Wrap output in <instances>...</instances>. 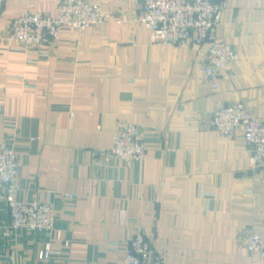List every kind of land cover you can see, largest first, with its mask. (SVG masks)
<instances>
[{"label": "crops", "instance_id": "obj_1", "mask_svg": "<svg viewBox=\"0 0 264 264\" xmlns=\"http://www.w3.org/2000/svg\"><path fill=\"white\" fill-rule=\"evenodd\" d=\"M225 1L217 37L237 58L212 88L199 80L206 44L152 42L139 0H97L104 22L29 54L5 35L10 20L54 16L59 0H0V142L18 135L16 197L58 204L50 236L7 239L0 200V264H112L136 232L163 264H264L244 247L264 235V168L249 170L241 136L203 127L219 103L264 117V0ZM126 122L145 131L143 160H102ZM45 241L62 254L40 260Z\"/></svg>", "mask_w": 264, "mask_h": 264}, {"label": "built area", "instance_id": "obj_2", "mask_svg": "<svg viewBox=\"0 0 264 264\" xmlns=\"http://www.w3.org/2000/svg\"><path fill=\"white\" fill-rule=\"evenodd\" d=\"M140 10L136 19L150 32V40L161 44H206L199 80L212 88L217 85L219 74L237 58L236 49L218 39L217 28L225 0H139ZM97 0H59L58 13L49 15L26 10L12 18L6 36L16 41L27 54L49 51L63 29L81 30L107 19ZM203 127L232 138L241 136L249 150L248 168L251 171L264 168V117L250 114L245 103H219L205 113ZM18 135L8 134L0 142V200L5 204L8 224L1 235L7 239L16 236L45 234L56 229L58 204L34 198L21 200L16 197L15 179L19 165L15 154ZM146 153L145 131L126 122L118 126L111 145L101 150L102 160L119 158L123 164L143 160ZM31 191L33 186L28 184ZM67 193V198H73ZM69 240L64 241V246ZM244 247L249 252L264 253V235L251 231L245 235ZM61 249L51 248L45 241L37 256L48 260L60 256ZM164 252L153 248L142 232L127 239L122 256L112 264H163Z\"/></svg>", "mask_w": 264, "mask_h": 264}]
</instances>
